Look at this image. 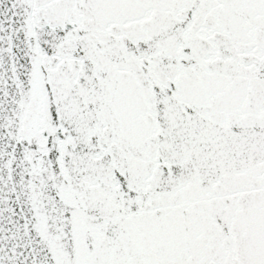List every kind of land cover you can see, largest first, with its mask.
Segmentation results:
<instances>
[{
	"label": "snow or ice",
	"instance_id": "6c2138e0",
	"mask_svg": "<svg viewBox=\"0 0 264 264\" xmlns=\"http://www.w3.org/2000/svg\"><path fill=\"white\" fill-rule=\"evenodd\" d=\"M0 264H264V0H0Z\"/></svg>",
	"mask_w": 264,
	"mask_h": 264
}]
</instances>
